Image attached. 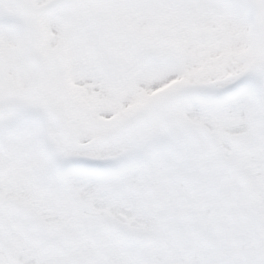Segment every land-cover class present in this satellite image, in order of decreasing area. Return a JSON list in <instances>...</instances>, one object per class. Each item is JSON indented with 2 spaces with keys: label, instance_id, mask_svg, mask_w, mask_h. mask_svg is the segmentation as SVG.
Returning a JSON list of instances; mask_svg holds the SVG:
<instances>
[{
  "label": "snow or ice",
  "instance_id": "snow-or-ice-1",
  "mask_svg": "<svg viewBox=\"0 0 264 264\" xmlns=\"http://www.w3.org/2000/svg\"><path fill=\"white\" fill-rule=\"evenodd\" d=\"M0 264H264V0H0Z\"/></svg>",
  "mask_w": 264,
  "mask_h": 264
}]
</instances>
